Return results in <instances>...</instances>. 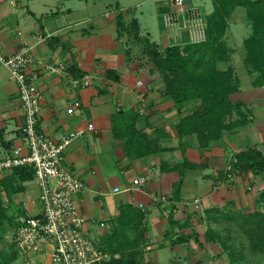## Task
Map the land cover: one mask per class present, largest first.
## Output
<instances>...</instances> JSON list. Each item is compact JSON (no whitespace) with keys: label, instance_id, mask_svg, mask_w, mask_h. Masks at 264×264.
I'll return each mask as SVG.
<instances>
[{"label":"crops","instance_id":"crops-1","mask_svg":"<svg viewBox=\"0 0 264 264\" xmlns=\"http://www.w3.org/2000/svg\"><path fill=\"white\" fill-rule=\"evenodd\" d=\"M183 8H196L206 23L213 2L206 12L190 0ZM171 12L178 21L166 25L164 15ZM119 13L127 23L137 20L140 34L159 51L178 45V35L188 43L185 13L174 0H0V52L10 56L21 46L30 48L33 61L27 71L37 75L42 92L40 130L54 139L83 131L67 145L63 164L84 185L73 199L86 234L97 245L117 231L118 239L104 246L109 256L118 257L133 244L140 264H230L220 246L206 240L214 224L207 211L260 209L256 197L264 189V173L227 176L226 171L236 152H264V85H252L246 69L241 85L230 59L232 47L225 43L229 21L222 39L226 58L217 66L234 68L239 85L229 99L242 105L248 121L207 145H200L195 133L180 136L178 123L199 101L174 104L142 46L127 34L118 36ZM61 64L63 73L51 70ZM85 77L87 86L82 85ZM76 101L80 106L67 113ZM236 119L233 112L226 121ZM22 123L16 84L0 63V158L24 145ZM137 178L143 182L134 185ZM23 186L12 196L13 205L22 215L39 214L37 182ZM176 239L184 240L172 244ZM34 264H48L47 256Z\"/></svg>","mask_w":264,"mask_h":264},{"label":"trees","instance_id":"trees-1","mask_svg":"<svg viewBox=\"0 0 264 264\" xmlns=\"http://www.w3.org/2000/svg\"><path fill=\"white\" fill-rule=\"evenodd\" d=\"M213 11L206 17V40L198 43L171 45L159 51L156 44L147 36L140 34L137 20L125 22L123 15L116 16L118 36L127 34L142 46L143 53L153 63L160 73L165 85V93L170 96L174 104L180 107L190 101H199L196 108L185 115L177 125L180 136L195 133L200 145H207L220 138L226 129L246 124L247 113L240 103H232L230 93L239 85V80L232 66L220 69L217 62L226 58L227 48L222 41L228 27L229 18L238 6L245 10L251 31L244 39L245 55L243 65L248 74L253 76L252 85H264V0H212ZM235 112L238 119L227 122L228 116ZM227 176L264 173V152L258 149H248L236 152L229 162ZM33 179V171L29 167H15L10 173L0 177V235L14 227L16 215L11 212L12 196L24 190L23 183ZM1 195L3 197H1ZM4 200L5 203H2ZM259 210L249 213L232 214L219 209H209L208 216L212 223L220 220L234 227L248 243L253 253H264V189L256 197ZM119 227H116L118 230ZM117 231L109 235L104 241L118 239ZM206 240L217 243L226 253L229 263L235 264L236 252L227 245L225 238L213 227L206 231ZM184 239L171 240V243ZM106 242L100 247L104 248ZM107 252V251H106ZM117 252L116 249L109 253ZM118 257L109 256L108 259L96 264H140L141 253L131 244L123 249ZM11 259L0 264H15L16 252L11 251Z\"/></svg>","mask_w":264,"mask_h":264},{"label":"built area","instance_id":"built-area-1","mask_svg":"<svg viewBox=\"0 0 264 264\" xmlns=\"http://www.w3.org/2000/svg\"><path fill=\"white\" fill-rule=\"evenodd\" d=\"M11 4L15 0H9ZM174 3L185 13L182 27L186 29L188 42L206 40V23L196 8L184 9V0ZM174 13L164 15L166 25H172ZM178 45L185 44L178 35ZM33 61L30 48L21 46L17 52L5 56L0 52V63L6 67L9 76L16 84L18 98L23 110V123L20 131L24 145L13 147L0 158V174L15 167H29L33 179L39 187V214L16 215L11 229L10 243L17 256L25 259L46 255L48 264H96L109 258V255L84 230L85 218L77 210L73 196L84 188L83 183L63 164V155L70 141L83 134L72 131L54 139L39 128L42 92L35 83L36 74H28L27 68ZM63 64L51 70L63 73ZM138 85L141 81L137 82ZM90 81L84 78L82 85ZM80 102H74L67 113H72ZM89 123L87 130H93ZM25 151V153H24ZM229 169V167L227 168ZM143 178L133 180L141 184ZM100 226H104L101 222Z\"/></svg>","mask_w":264,"mask_h":264},{"label":"rangeland","instance_id":"rangeland-1","mask_svg":"<svg viewBox=\"0 0 264 264\" xmlns=\"http://www.w3.org/2000/svg\"><path fill=\"white\" fill-rule=\"evenodd\" d=\"M130 2V1H126ZM193 5H199L203 11H208L212 7L211 0H190ZM143 9H146L145 6ZM139 8L136 9V14H138ZM230 31L227 36L225 43L232 47L233 54L231 56V63L234 66L236 73L243 79L241 80V85H245L244 79L246 78L245 67L242 63V57L244 56L245 49L243 46V40L250 33V24L245 15V10L242 6H238L232 12L230 18ZM1 197H3L1 195ZM26 197V196H25ZM13 200V199H12ZM2 203H5L4 200ZM23 204V203H22ZM24 205V204H23ZM23 205H21L23 207ZM18 206L12 205L8 214L11 212L17 214ZM215 230H217L221 237L225 238L227 245L232 247L236 252V262L235 264H264V253H253L248 248V243L242 237V235L234 227L220 220L218 224L212 225ZM11 228L0 235V262H7L11 259V251H14L10 243ZM39 257V256H38ZM38 257H32L30 260L22 258L20 256L16 257L15 264H34L37 262Z\"/></svg>","mask_w":264,"mask_h":264}]
</instances>
